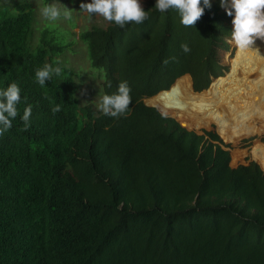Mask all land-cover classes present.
<instances>
[{
	"label": "trees",
	"instance_id": "16d2710c",
	"mask_svg": "<svg viewBox=\"0 0 264 264\" xmlns=\"http://www.w3.org/2000/svg\"><path fill=\"white\" fill-rule=\"evenodd\" d=\"M210 3L193 26L147 0L143 23L106 20L80 33L90 65L103 71V96L122 81L131 88L119 118L79 105L76 73L56 59L47 32L33 40L27 3L0 6V90L21 88L19 114L0 136V264H264V170L231 168L218 134H196L157 110L183 123L181 112L197 117L187 106L215 97L201 92L226 70L218 55L232 29L220 0ZM44 64L62 72L41 86ZM173 83L166 92L176 102L166 92L148 103L157 109L142 102Z\"/></svg>",
	"mask_w": 264,
	"mask_h": 264
},
{
	"label": "rangeland",
	"instance_id": "374dc122",
	"mask_svg": "<svg viewBox=\"0 0 264 264\" xmlns=\"http://www.w3.org/2000/svg\"><path fill=\"white\" fill-rule=\"evenodd\" d=\"M55 2H58L68 9L73 10L72 18L70 20L61 17L58 20L50 21L42 16L41 9L46 4ZM91 2L92 0H0V6L7 5L9 8H12L15 5L21 3H27L30 6L33 11L34 17L33 40H37L40 34L43 32L48 33L47 36L52 40V43L59 46L58 49L60 51L56 53V59H58L65 66L72 68V70L78 77V80L75 78V82L78 87L77 96L79 105L81 107L84 105H89L95 111L102 112L100 104L103 97L101 91L103 71L90 65V62L87 58L85 46L79 40L80 33L87 30L92 25L106 26V20L102 16L98 14L90 15L85 11H81V4H88ZM146 2L147 0H140L142 7L145 6ZM233 19L234 11L233 16H231L230 22L232 31ZM226 40L228 48L226 50H220L218 55L220 63L226 67L223 75L219 77L220 79H224L227 75L230 74L232 69V61L237 51V45L232 39V36ZM217 79H212L207 89L203 90L201 93L206 92L205 94L212 96L215 95V92L213 91V87H211V85ZM229 79L230 77L220 81L216 85L215 91L220 85L223 86L222 89L224 88L225 84L229 85ZM175 82L176 80L174 81V83ZM174 83L167 91L171 89ZM158 93L149 97H144L142 99V102L148 104L158 95ZM218 94L219 90L214 99L207 105L197 106L199 109L197 110V117L194 115H189V113L181 112V115H183L184 118L183 123L178 121L173 115L164 113L162 111L161 112L163 113V115L175 119L181 126L195 132L196 134H218L221 140V142H218V144L223 147L226 146L225 148L229 151V165L231 168H236L238 165L247 164L249 162H255L259 165L261 170H264V163L259 154L260 147H264V112L259 114L249 108H245L248 112H245V114H243V120L232 118L230 121H226L229 122L228 127L222 128V126L216 119H213L212 117H205L204 115L205 112L208 111L206 107L214 104L217 101ZM242 101L243 99L239 102L240 105L242 104ZM205 121H210L212 123L208 124L207 126L202 125L201 123ZM251 123L253 133L245 134V129ZM215 124H217L218 130ZM253 155L258 159V162Z\"/></svg>",
	"mask_w": 264,
	"mask_h": 264
},
{
	"label": "clouds",
	"instance_id": "9594fccd",
	"mask_svg": "<svg viewBox=\"0 0 264 264\" xmlns=\"http://www.w3.org/2000/svg\"><path fill=\"white\" fill-rule=\"evenodd\" d=\"M220 4L230 17L233 16L234 11L232 39L239 49H251L256 39L264 40V0H230V2L220 0ZM210 7V0H203V7L201 0H156L155 4V9L161 12L176 9L180 16V23L184 26H193L204 15L205 8ZM80 9L90 15L98 14L121 28L129 22L143 23L149 18L150 12L143 10L140 0H92L91 3L81 4ZM72 12L73 10L58 2L46 4L41 9L42 16L50 21L61 17L70 20ZM181 48L186 53L190 50L186 44L181 45ZM256 52L259 53V50L257 49ZM55 63L58 65L60 62ZM164 63L167 64L168 61ZM61 72L62 68L59 66L44 64L36 70L35 79L41 86H44L53 75L59 76ZM20 101L21 88L18 83L13 82L6 89L0 90V136L12 127V120L19 114L17 106ZM131 103V88L127 81H122L116 93L102 97L100 108L105 115L119 118L130 111ZM60 110V105L52 108L54 114ZM31 112V106L24 110L22 116L24 131L30 127Z\"/></svg>",
	"mask_w": 264,
	"mask_h": 264
},
{
	"label": "bare ground",
	"instance_id": "6f19581e",
	"mask_svg": "<svg viewBox=\"0 0 264 264\" xmlns=\"http://www.w3.org/2000/svg\"><path fill=\"white\" fill-rule=\"evenodd\" d=\"M257 49L259 53L256 52ZM228 77H230L229 85L225 84L223 89L221 85V87H217L215 91V95H217L219 90L217 101L207 106L206 109L208 111L204 114L205 117L216 119L222 128H227L229 122L226 121H230L232 118L243 120V114L248 112L245 108H249L259 114L264 112V40L256 39L251 49L241 50L237 47L232 61L231 72L226 79ZM183 78H188L189 81L188 75L181 76L179 79ZM189 84L193 93L192 83L189 82ZM161 97L171 102H176L172 92H166ZM242 99L243 101L240 105L239 102ZM208 103L201 106H205ZM175 104L180 107L183 106L180 102ZM186 108L188 112L199 110L196 105L187 106ZM245 130H252V123ZM259 154L264 163L263 146L260 147Z\"/></svg>",
	"mask_w": 264,
	"mask_h": 264
},
{
	"label": "water",
	"instance_id": "95a60500",
	"mask_svg": "<svg viewBox=\"0 0 264 264\" xmlns=\"http://www.w3.org/2000/svg\"><path fill=\"white\" fill-rule=\"evenodd\" d=\"M189 76V75H188ZM190 77V76H189ZM180 78V77H179ZM178 78V79H179ZM215 79H217V78H215ZM177 80V79H176ZM190 80H191V78H190ZM192 81V80H191ZM160 92H164V91H160ZM145 104V103H144ZM146 106H150V107H154V106H152V105H149V104H145ZM154 108H156V107H154ZM157 109V108H156ZM158 110V112H160L161 114H163L159 109H157ZM183 127V126H182ZM188 130V129H187Z\"/></svg>",
	"mask_w": 264,
	"mask_h": 264
}]
</instances>
